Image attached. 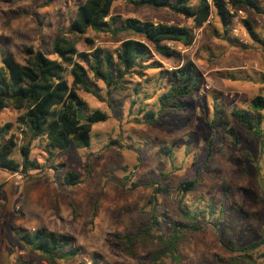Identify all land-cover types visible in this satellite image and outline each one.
I'll return each instance as SVG.
<instances>
[{"label": "rangeland", "instance_id": "374dc122", "mask_svg": "<svg viewBox=\"0 0 264 264\" xmlns=\"http://www.w3.org/2000/svg\"><path fill=\"white\" fill-rule=\"evenodd\" d=\"M85 1L0 0V66L4 52L26 64L25 47L44 50L56 59L52 44L58 36L72 38L80 51L101 48L116 54L129 36L113 38L89 30L85 37L94 42L89 46L70 35L77 8ZM257 3L260 12L246 11L235 24L242 29L240 37L230 30L233 44L222 38V26L215 19L213 25L196 30L191 48L174 46L177 54L169 59L156 55L162 69L128 78L120 90L110 94L104 83L91 79L92 93L78 92L87 105L85 115L99 110L109 119L93 126L89 148L52 150L40 138L32 143L31 160L37 169L29 176L0 169V264H50L28 252L15 234L40 227L73 236L80 255L75 262L60 264H93L96 257L99 264H152L142 244H136L132 256L122 238L152 223L154 192L168 185L170 197L156 194L160 224L155 234L170 235L177 218L172 203L182 197L177 188L194 180L196 190L185 200L193 213L207 211L198 219L203 229L189 234L180 246V262L168 259L164 264H250L230 249L264 239V151L235 118L231 123L237 143L222 140L210 123L216 102L228 111H243L255 97H264V0ZM112 16L193 28L191 20L169 10L135 8L124 1L114 4ZM246 18L262 43L252 41L244 29L241 20ZM187 61L203 76L194 96L184 100L181 111L168 113L154 125L144 123L140 108L158 110L155 102L170 85L164 70L172 72ZM66 78L72 84L70 72ZM21 114L0 111V127L11 124L10 134L17 136L13 158L18 163L25 141L18 122ZM69 174L77 179L71 182ZM209 205L215 206L214 217ZM253 260L264 264V246Z\"/></svg>", "mask_w": 264, "mask_h": 264}, {"label": "trees", "instance_id": "16d2710c", "mask_svg": "<svg viewBox=\"0 0 264 264\" xmlns=\"http://www.w3.org/2000/svg\"><path fill=\"white\" fill-rule=\"evenodd\" d=\"M119 1L135 8L169 10L186 21L191 20L193 28L156 24L136 18L121 20L118 16H112V8ZM246 11L260 12L257 0H86L77 8L76 17L69 29L70 35L89 46L94 44L93 40L85 37L89 30L113 38L122 34L129 36L116 54L101 48L80 51L77 42L62 36L56 37L52 44L56 59H51L44 50L25 47L23 51L27 60L22 65L13 54L4 52L0 66V111L12 109L22 113L18 122L22 126L25 141L19 148L22 161L18 163L13 158L19 147L17 136L10 134L11 124L0 127V169L29 176L31 171L37 169L36 163L31 160L32 143L40 138L46 139L52 150L89 148L93 126L109 119L107 113L99 110L85 115L87 105L78 92L84 90L92 93L91 79L104 83L110 94L120 90L128 78H142L148 70L162 69L163 64L154 57L173 58L177 52L169 44L191 48L196 41L194 31L206 24L213 25L215 19L222 26V38L233 44L236 40L229 33L234 19ZM241 24L252 41L263 42L250 20H241ZM69 72L73 76L72 84L66 78ZM164 73L168 74L170 85L155 102L154 106H158V110L140 108L144 113L143 122L149 125L158 123L168 113L184 109V100L194 96L203 79L200 70L191 61L177 66L172 72L164 70ZM135 91L138 93L140 89ZM232 117L260 142L264 151V97H255L249 109L243 111H228L216 102L210 127L222 140L237 143L239 137L232 127ZM67 179L72 182L77 176L69 174ZM197 184V180L187 181L177 188L182 197L172 203L177 218L172 222L170 235L155 234V226L160 224L155 212L158 205L156 194L170 197L173 191L169 190V185L166 189L155 190L154 211L150 214L152 223L143 227L135 236L122 238L132 256L136 255L135 246L140 243L150 253L152 264H164L168 259L180 262V246L189 234L203 229L198 219L205 217L207 212L199 209L193 213L185 200L188 193L196 190ZM2 196L3 186H0V198ZM208 209L209 215L214 217L215 206L209 205ZM217 220L216 223L220 224L218 217ZM15 234L28 252L40 254L50 264L75 262L80 255V249L75 246L71 235L60 234L45 227L31 231L16 230ZM263 246L264 239H261L243 247L231 248L230 251L240 253L250 264H257L253 256ZM93 264H99L97 257Z\"/></svg>", "mask_w": 264, "mask_h": 264}, {"label": "built area", "instance_id": "2783aa9c", "mask_svg": "<svg viewBox=\"0 0 264 264\" xmlns=\"http://www.w3.org/2000/svg\"><path fill=\"white\" fill-rule=\"evenodd\" d=\"M242 13H240V15H241ZM240 15L239 16H237L235 19H234V25H233V33H234V35L236 36V37H240V35H241V32H242V29H241V27L238 25H235V24H239V19H240ZM195 34H196V30H195V32H194ZM169 46L170 47H172V48H174V45H172V44H169ZM18 178H21V176H18Z\"/></svg>", "mask_w": 264, "mask_h": 264}, {"label": "crops", "instance_id": "0c3cea01", "mask_svg": "<svg viewBox=\"0 0 264 264\" xmlns=\"http://www.w3.org/2000/svg\"><path fill=\"white\" fill-rule=\"evenodd\" d=\"M163 62V61H162ZM164 63V62H163Z\"/></svg>", "mask_w": 264, "mask_h": 264}]
</instances>
